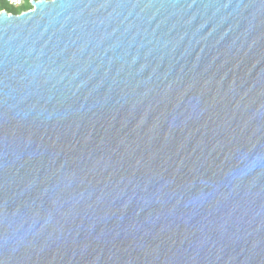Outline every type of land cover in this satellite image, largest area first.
I'll use <instances>...</instances> for the list:
<instances>
[{"label":"water","instance_id":"obj_1","mask_svg":"<svg viewBox=\"0 0 264 264\" xmlns=\"http://www.w3.org/2000/svg\"><path fill=\"white\" fill-rule=\"evenodd\" d=\"M0 11V264H264V0Z\"/></svg>","mask_w":264,"mask_h":264},{"label":"built area","instance_id":"obj_2","mask_svg":"<svg viewBox=\"0 0 264 264\" xmlns=\"http://www.w3.org/2000/svg\"><path fill=\"white\" fill-rule=\"evenodd\" d=\"M35 1V0H33ZM3 5H7L12 8H20L21 11L31 9L32 4L29 3V0H0V11L4 10Z\"/></svg>","mask_w":264,"mask_h":264},{"label":"trees","instance_id":"obj_3","mask_svg":"<svg viewBox=\"0 0 264 264\" xmlns=\"http://www.w3.org/2000/svg\"><path fill=\"white\" fill-rule=\"evenodd\" d=\"M3 8L9 12V13H12V14H18L21 12L22 9L20 8H12V7H9L7 5H3Z\"/></svg>","mask_w":264,"mask_h":264}]
</instances>
